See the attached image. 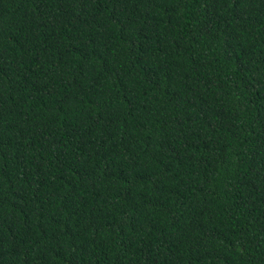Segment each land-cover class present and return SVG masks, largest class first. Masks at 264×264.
I'll list each match as a JSON object with an SVG mask.
<instances>
[{
  "label": "trees",
  "instance_id": "1",
  "mask_svg": "<svg viewBox=\"0 0 264 264\" xmlns=\"http://www.w3.org/2000/svg\"><path fill=\"white\" fill-rule=\"evenodd\" d=\"M0 264H264V0H0Z\"/></svg>",
  "mask_w": 264,
  "mask_h": 264
}]
</instances>
